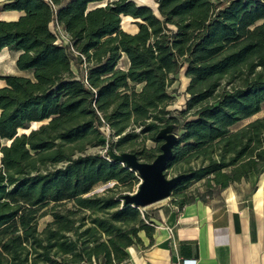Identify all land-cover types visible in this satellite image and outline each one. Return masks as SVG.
Wrapping results in <instances>:
<instances>
[{
    "label": "trees",
    "instance_id": "obj_1",
    "mask_svg": "<svg viewBox=\"0 0 264 264\" xmlns=\"http://www.w3.org/2000/svg\"><path fill=\"white\" fill-rule=\"evenodd\" d=\"M155 1L3 0L2 11L23 14L0 19V52H21L16 67L31 75H0V264H120L141 230L151 235V216L118 191H132L137 173L86 154L89 145L152 162L168 129L166 171L184 174L174 188L205 179L207 193L264 170V115L232 129L264 104V0ZM124 16L137 31L122 27ZM182 70L188 98L171 109ZM195 197L174 196L179 206Z\"/></svg>",
    "mask_w": 264,
    "mask_h": 264
},
{
    "label": "crops",
    "instance_id": "obj_2",
    "mask_svg": "<svg viewBox=\"0 0 264 264\" xmlns=\"http://www.w3.org/2000/svg\"><path fill=\"white\" fill-rule=\"evenodd\" d=\"M21 14L5 10L0 19ZM249 174L183 206L172 194L147 205L152 233L141 230L140 242L128 247L129 259L120 264H264V170Z\"/></svg>",
    "mask_w": 264,
    "mask_h": 264
},
{
    "label": "rangeland",
    "instance_id": "obj_3",
    "mask_svg": "<svg viewBox=\"0 0 264 264\" xmlns=\"http://www.w3.org/2000/svg\"><path fill=\"white\" fill-rule=\"evenodd\" d=\"M135 1L138 2L139 4H145V5L149 4L153 7H156V5H157L155 0H135ZM2 2L3 1L0 0V7H1ZM105 3H106L105 1L100 2V3H94L92 6H97V5L105 4ZM2 14H3V11L0 9V16H2ZM122 27L126 31L132 33L137 28V24L135 23V19H132V18L127 19L124 16L123 21H122ZM62 33L64 34L65 32L63 31ZM20 54L21 53H18L16 51H12L8 48L3 49L0 52V75L16 74V73L19 75H22V74L27 75V76L31 75L30 71H24L23 73L20 74L19 69L16 67V59L18 58V56ZM118 66L127 67V63H126L124 57L118 62ZM73 67H74V70L77 71V68L75 66H73ZM189 82H190L189 78L185 75L184 71L182 70V72H180V74L178 75L177 81L171 87V90L173 92L172 94L176 96L175 101L169 106L171 109H183V107L186 104V100L188 98V94L186 93V88L188 87ZM5 84H6V82L4 80L0 79V87L4 86ZM261 110L262 111H260L259 113L247 118L246 120H243V121H240V122L234 124L232 126L233 131H236L238 129L243 128L251 120L262 117L264 115V104H263ZM106 132L107 133L103 136L102 140L107 141L108 136H110V132H109V130H106ZM165 132L166 131H161V133H165ZM165 135H166V133H165ZM154 144L155 143L153 141H150V140L145 141V145H147V147H149V148H152V146H155ZM88 153H99V154L107 156L108 158L113 157L110 150H108V146L106 144H104V145H101V144L89 145L88 150L86 151V154H88ZM121 155H122L121 152L116 153V157L120 158ZM0 158H1V153H0ZM122 163L127 164L124 161H122ZM191 164L193 166H197L199 163H198V161L194 160L191 162ZM165 175L167 177L177 176V175H179V170L175 166L168 168V170L165 172ZM139 182H140V178H139V181L137 182V184L134 185L132 191H128V192H127V190L121 191V189L123 187L118 189V191L122 192V193H133L137 190V188L139 186ZM204 182H205V180L201 179L200 181H190L187 184H185V186H178V187L173 189L174 196H176L177 198L180 199V198H185V197L189 198L192 196L195 197V196L201 195V193H207L206 186H205ZM114 185H116L115 180L101 182V183L97 184L92 190H90L89 194H93V193L103 194V193H105V190L107 188L113 187ZM147 208L150 211H152V209H153L150 206H148ZM51 219H52V217L49 214L43 216L39 221V227L42 229L43 226L46 224V222L50 221Z\"/></svg>",
    "mask_w": 264,
    "mask_h": 264
},
{
    "label": "water",
    "instance_id": "obj_4",
    "mask_svg": "<svg viewBox=\"0 0 264 264\" xmlns=\"http://www.w3.org/2000/svg\"><path fill=\"white\" fill-rule=\"evenodd\" d=\"M44 122L47 121H33L27 128H18L16 136L20 137L24 134H30L31 131L38 129ZM161 131H166V135L161 133L166 138V142L162 145V152L152 162L141 161L135 154L130 152H122L119 158L116 157V153L110 151L113 159L126 162L131 170L137 171L139 177H141L137 190L133 193H127L124 197V200L133 206H147L155 200L168 197L172 193V189L184 177V174L173 177L165 175L168 159L172 153V142L175 140L176 135L167 132L168 129H162Z\"/></svg>",
    "mask_w": 264,
    "mask_h": 264
},
{
    "label": "built area",
    "instance_id": "obj_5",
    "mask_svg": "<svg viewBox=\"0 0 264 264\" xmlns=\"http://www.w3.org/2000/svg\"><path fill=\"white\" fill-rule=\"evenodd\" d=\"M55 31L57 32V34H58V36H59V38H58V41H59V42H64V43H68V42H69V36L66 35L65 33L63 34V33H62L63 30H62L59 26H57V27L55 28ZM72 49H73V47H72ZM101 130H105V132H106V130H109V132H110V134H111V130L109 129V126H108L107 124L103 125V127H101ZM106 133H107V132H106ZM136 173H137V175H138V177H139V174H138L137 171H136ZM139 178H140V182H141V177H139ZM140 182H139V184H140ZM138 207H139V209H141L143 215L147 213V214H149V216H151V215H150V211L148 210L147 206H138ZM150 220H151V219L149 218V219L146 220V222H151ZM150 224H151V223H150Z\"/></svg>",
    "mask_w": 264,
    "mask_h": 264
},
{
    "label": "bare ground",
    "instance_id": "obj_6",
    "mask_svg": "<svg viewBox=\"0 0 264 264\" xmlns=\"http://www.w3.org/2000/svg\"><path fill=\"white\" fill-rule=\"evenodd\" d=\"M12 16H13V15H12ZM125 18H127V19H128V18H130V17H129V16H125Z\"/></svg>",
    "mask_w": 264,
    "mask_h": 264
}]
</instances>
